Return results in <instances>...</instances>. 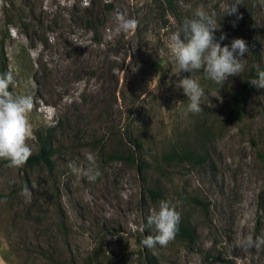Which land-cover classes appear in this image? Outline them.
I'll return each mask as SVG.
<instances>
[{"label": "rangeland", "instance_id": "1", "mask_svg": "<svg viewBox=\"0 0 264 264\" xmlns=\"http://www.w3.org/2000/svg\"><path fill=\"white\" fill-rule=\"evenodd\" d=\"M234 2L0 0V44L15 78L9 90L32 97L27 143L34 152L46 137L53 162L11 168L0 160V264H147L146 253L157 264H264V244L237 246L264 238V89L224 118L247 69L264 63V2L241 0L233 27L236 16L224 11ZM198 8L215 14L221 46L233 38L249 46L242 71L223 84L202 70L178 74L168 52L170 36ZM131 19L134 30L118 31ZM191 76L205 90L199 114H185L188 97L176 87ZM184 146L203 160L160 159ZM130 152L134 161L123 158ZM88 153L100 175L77 181L67 164L84 165ZM162 200L193 239L147 248L142 241L155 232L142 225Z\"/></svg>", "mask_w": 264, "mask_h": 264}, {"label": "clouds", "instance_id": "2", "mask_svg": "<svg viewBox=\"0 0 264 264\" xmlns=\"http://www.w3.org/2000/svg\"><path fill=\"white\" fill-rule=\"evenodd\" d=\"M264 2V0H262ZM241 0H235L231 5L225 7L224 16H236L232 26L236 27V21L243 18L238 13ZM134 19L126 20L118 31L131 32L137 26ZM220 27V26H219ZM215 14L209 15L203 9L198 8L191 17H186L178 33L169 38L168 52L174 58L178 67V74L184 72L203 71L206 79L217 84H223L230 76L238 75L243 65L241 61L249 51L247 42L242 38H233L230 45L221 46L214 37V31L218 30ZM183 34V39H181ZM227 38L221 34L219 40ZM254 47V46H253ZM257 89H264V71H257L256 78L249 82ZM15 85L12 72L0 73V160L6 161L11 168L23 167L32 155V149L27 143L30 135V123L28 115L33 109V99L28 95H14L10 86ZM178 89L188 97L185 114H199L203 111L201 105L205 90L192 76L182 78L176 84ZM84 165L69 162L67 168L77 181L87 179L95 182L100 173L96 167L93 154L88 153ZM22 194L31 196L32 191L25 185ZM180 224V214L169 201L162 200L158 210L150 211L144 229H154V235H147L143 246L153 248L156 245L166 247L174 238ZM264 244V238L253 239L249 236L239 241L238 247L242 250L251 249Z\"/></svg>", "mask_w": 264, "mask_h": 264}, {"label": "trees", "instance_id": "3", "mask_svg": "<svg viewBox=\"0 0 264 264\" xmlns=\"http://www.w3.org/2000/svg\"><path fill=\"white\" fill-rule=\"evenodd\" d=\"M5 1V0H3ZM7 1V0H6ZM11 18H8L6 20V23L11 22ZM92 29L94 33L96 34V28L92 26ZM6 65V57L3 52V47L0 44V72L6 73L5 70ZM264 71V63H258L257 65L251 66L244 74L243 79L238 84L237 88L229 95V99L227 100V110L225 113V119H232L234 118L242 108V106L245 104L247 98L251 95V93L254 91L255 87L252 86L249 82L256 78L257 71ZM38 147L37 149L32 152L31 157L28 159L26 164H42L47 168H50L52 166V159H51V153H52V147L50 143L48 142L46 137H38ZM118 157H122L120 154H114ZM123 158H127L131 161L135 160L134 154L130 152L129 154H125ZM203 154L200 152H197L193 150L191 147H182V148H170L169 150H166L164 152H161L160 159L162 161H165L167 163L171 161H202L203 160ZM136 166L139 171L144 169V162L142 160L136 161ZM146 191L149 194H152V197L158 195V191L150 186H146ZM193 228L184 220H180L178 231L175 235V237H179L182 239H186L188 241H191L193 239ZM145 259L147 264H157V260L154 258L153 255L147 254L145 255Z\"/></svg>", "mask_w": 264, "mask_h": 264}]
</instances>
